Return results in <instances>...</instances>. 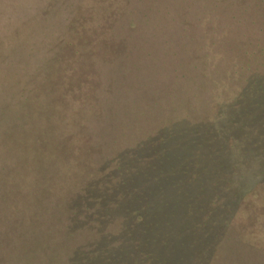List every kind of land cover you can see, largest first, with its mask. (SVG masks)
I'll list each match as a JSON object with an SVG mask.
<instances>
[{"label": "rangeland", "instance_id": "374dc122", "mask_svg": "<svg viewBox=\"0 0 264 264\" xmlns=\"http://www.w3.org/2000/svg\"><path fill=\"white\" fill-rule=\"evenodd\" d=\"M63 4L74 6V16L29 103L37 157L60 170L51 190L91 180L103 166L110 174L120 154L163 127L211 122L254 74L264 75V0H0V61ZM181 155L164 174L178 168L184 178ZM261 174L213 199L223 220L207 264H264ZM95 226L68 232L69 257L97 236L117 246L120 219L103 232Z\"/></svg>", "mask_w": 264, "mask_h": 264}, {"label": "trees", "instance_id": "16d2710c", "mask_svg": "<svg viewBox=\"0 0 264 264\" xmlns=\"http://www.w3.org/2000/svg\"><path fill=\"white\" fill-rule=\"evenodd\" d=\"M73 8L54 6L0 61V264H64L67 256L65 264H207L223 220L213 199L264 173V75L254 74L211 122L163 127L120 154L110 174L103 166L91 180L51 190L60 170L37 157L41 139L29 103ZM180 155L184 178L178 168L164 174ZM94 213L101 232L121 220L117 246L97 236L69 257L68 232L96 227Z\"/></svg>", "mask_w": 264, "mask_h": 264}]
</instances>
